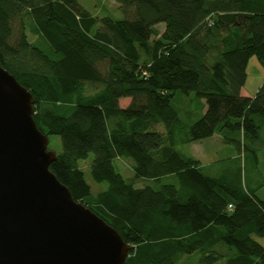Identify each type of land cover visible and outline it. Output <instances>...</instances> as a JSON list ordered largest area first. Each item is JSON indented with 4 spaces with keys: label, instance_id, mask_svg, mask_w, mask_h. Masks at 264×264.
Listing matches in <instances>:
<instances>
[{
    "label": "trees",
    "instance_id": "16d2710c",
    "mask_svg": "<svg viewBox=\"0 0 264 264\" xmlns=\"http://www.w3.org/2000/svg\"><path fill=\"white\" fill-rule=\"evenodd\" d=\"M115 2L122 19L92 16L77 0H0V65L33 95L39 130L60 138L51 172L131 246L125 264L194 253L200 264H264L258 190L207 175L176 149L219 134L257 159L264 82L253 97L242 89L251 57L264 69V0ZM178 94L205 108L180 134ZM237 130L239 140L224 136ZM90 154L93 180L109 185L95 196L80 166ZM120 158L134 162L131 183Z\"/></svg>",
    "mask_w": 264,
    "mask_h": 264
},
{
    "label": "water",
    "instance_id": "95a60500",
    "mask_svg": "<svg viewBox=\"0 0 264 264\" xmlns=\"http://www.w3.org/2000/svg\"><path fill=\"white\" fill-rule=\"evenodd\" d=\"M34 103L0 65V264H125L131 246L51 172Z\"/></svg>",
    "mask_w": 264,
    "mask_h": 264
},
{
    "label": "rangeland",
    "instance_id": "374dc122",
    "mask_svg": "<svg viewBox=\"0 0 264 264\" xmlns=\"http://www.w3.org/2000/svg\"><path fill=\"white\" fill-rule=\"evenodd\" d=\"M78 3L86 9L92 16L103 18L111 17L112 19H122L123 15L119 10V5L115 0H77ZM161 31L164 26H159ZM30 39L34 38L30 36ZM247 80L245 83V90L250 96H254L262 83L264 82V69L259 63L258 59L253 56L249 60L247 68ZM88 93H92L89 91ZM125 102L122 103L123 106ZM174 106L178 111L183 122V129H176V134H180L184 130H188L190 126L199 120L203 115V104L195 97H186L183 94H178ZM259 123V122H258ZM224 136L239 140L242 137L240 131H230ZM196 145H178L177 151L184 157H197L204 165V173L214 177H221L222 175L233 176L241 179L243 186L250 191L258 190L257 195L264 200V122L260 125L259 140L253 145L257 148V159L251 151L246 152L245 156L239 152L234 142H217L216 139L210 138L204 142H197ZM249 144V141L247 140ZM49 150L60 153L61 142L57 136H50ZM94 159V154H90L87 160L81 161L80 166L85 173V180L92 188V194L108 189L107 182L98 183L93 180L91 175V163ZM115 168L128 182H133L134 162L130 158H120L115 161ZM163 183H175L176 180L167 179ZM136 187L151 186L154 189H159L160 185L150 180H138L135 182ZM261 243L263 239H258ZM199 253L184 255L178 261V264H200ZM218 264H226L221 261Z\"/></svg>",
    "mask_w": 264,
    "mask_h": 264
},
{
    "label": "crops",
    "instance_id": "0c3cea01",
    "mask_svg": "<svg viewBox=\"0 0 264 264\" xmlns=\"http://www.w3.org/2000/svg\"><path fill=\"white\" fill-rule=\"evenodd\" d=\"M263 81H264V80H263ZM242 94L245 95V96H248V97H253V96H250V95L247 93V91L245 90L244 87H243V89H242ZM123 102H125L124 105L127 106V105L130 103V99H122V100L120 101V105H121V106H123V105H122ZM125 106H123V107H125ZM203 111H205V108H204ZM212 138H213V139H216L217 142H220V143L223 142L222 137H221L219 134H215ZM204 141H205V140H204ZM204 141H202V142H204ZM202 142H201V143H202ZM196 144H198V143H193V144H191V145L193 146V145H196ZM190 157L195 158L196 160H198V161L200 162V160H199L197 157H194V156H190ZM200 163H201V162H200ZM205 166H206V165H204V164L201 163V167L204 168ZM262 244L264 245V239H263Z\"/></svg>",
    "mask_w": 264,
    "mask_h": 264
},
{
    "label": "built area",
    "instance_id": "2783aa9c",
    "mask_svg": "<svg viewBox=\"0 0 264 264\" xmlns=\"http://www.w3.org/2000/svg\"><path fill=\"white\" fill-rule=\"evenodd\" d=\"M230 208H232V206H229Z\"/></svg>",
    "mask_w": 264,
    "mask_h": 264
}]
</instances>
